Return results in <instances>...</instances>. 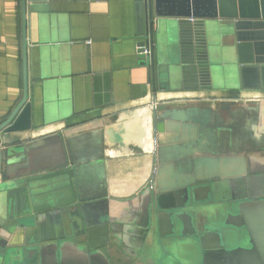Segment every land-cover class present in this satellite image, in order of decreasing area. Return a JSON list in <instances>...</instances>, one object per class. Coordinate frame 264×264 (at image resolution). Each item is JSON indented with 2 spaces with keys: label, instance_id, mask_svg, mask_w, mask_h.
Instances as JSON below:
<instances>
[{
  "label": "water",
  "instance_id": "obj_1",
  "mask_svg": "<svg viewBox=\"0 0 264 264\" xmlns=\"http://www.w3.org/2000/svg\"><path fill=\"white\" fill-rule=\"evenodd\" d=\"M20 6L22 99L0 123V264H116L111 246L129 258L121 264H264V167H252L264 162L260 106H156L176 58L195 89H213L209 55H219L228 81L237 72L231 91H264V0H134L144 36L137 57L152 94L150 170L122 197L106 189L92 199L75 192L79 164L67 140L20 136L37 128L27 102L26 0ZM59 142L57 157L42 161L43 145Z\"/></svg>",
  "mask_w": 264,
  "mask_h": 264
},
{
  "label": "crops",
  "instance_id": "obj_2",
  "mask_svg": "<svg viewBox=\"0 0 264 264\" xmlns=\"http://www.w3.org/2000/svg\"><path fill=\"white\" fill-rule=\"evenodd\" d=\"M143 40L136 33L134 0H26L27 102L37 128L20 136L67 140L68 154L79 164L75 192L82 199L106 189L109 197H122L124 185L135 189L149 173L153 105L146 68L137 57ZM176 59L170 67L178 69L176 78L170 74L169 88L156 93L157 107L257 104L258 133L264 132V91H231L219 55H209L213 89H195ZM22 91L20 0H0V123ZM60 145H43L42 161L57 157ZM252 167L262 170L263 160L254 158ZM109 254L116 264L129 260L114 246Z\"/></svg>",
  "mask_w": 264,
  "mask_h": 264
},
{
  "label": "rangeland",
  "instance_id": "obj_3",
  "mask_svg": "<svg viewBox=\"0 0 264 264\" xmlns=\"http://www.w3.org/2000/svg\"><path fill=\"white\" fill-rule=\"evenodd\" d=\"M230 73H231V79H230V81H228V77H227L226 74L223 75L224 80H226V83H224V84L226 86H228V87H229V85H231L233 83L231 81H233V80L235 81L236 80V82H237V72L235 70H231ZM238 83H239V80H238ZM218 85H220V84H218ZM222 86H224V85H222Z\"/></svg>",
  "mask_w": 264,
  "mask_h": 264
},
{
  "label": "built area",
  "instance_id": "obj_4",
  "mask_svg": "<svg viewBox=\"0 0 264 264\" xmlns=\"http://www.w3.org/2000/svg\"><path fill=\"white\" fill-rule=\"evenodd\" d=\"M87 44H89V43H87ZM137 54H138V53H137ZM142 54H143L144 56H148V55H149V51H148V48H147V47L143 48V52H142Z\"/></svg>",
  "mask_w": 264,
  "mask_h": 264
}]
</instances>
